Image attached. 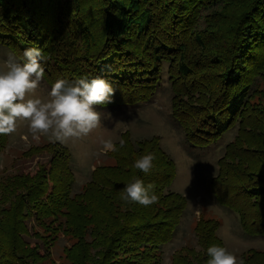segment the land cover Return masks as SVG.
<instances>
[{
  "label": "trees",
  "instance_id": "trees-1",
  "mask_svg": "<svg viewBox=\"0 0 264 264\" xmlns=\"http://www.w3.org/2000/svg\"><path fill=\"white\" fill-rule=\"evenodd\" d=\"M228 1L163 0L153 6V2L145 5V0H120L105 24L104 38L95 40L93 48L91 43L87 47L82 44L80 48L85 51L80 52L81 43L75 45L80 36L78 30L84 34V17L76 14L77 20L74 18L72 24L64 18L80 0H0V44L6 45L20 60L25 49L39 48L45 70L43 80L50 86L58 78L70 82L80 78L106 79L115 89L116 97L102 107L133 106L149 100L166 65V81L174 93L170 116L182 132L188 150L217 141L237 123V138L225 144L208 187L220 206L237 214L244 235L264 236V164L254 162L264 158V148L253 146L246 138L238 141L241 135L249 137L259 133L264 137V116L258 111L255 114L257 106L252 105L251 110L249 102L253 92L251 83H256V76L264 81V0H250L241 14V27L236 33L231 31L225 45L224 35L218 31L204 39L198 32L190 33L198 19L197 12L200 14ZM43 2L47 5L46 15L59 13L55 14L54 25L48 28L52 34L34 22L38 3ZM79 6L80 3L78 10ZM188 34L205 50V59L211 62L208 67L223 69L222 87L208 78L206 82H199L201 88L190 82L181 90L185 76L192 71L183 55L190 48ZM206 84L213 95L215 88L219 91L213 104L199 105L205 97H198L184 105V109L175 108V104L182 103L177 99L180 94L191 97L196 92L207 94ZM250 111L256 119H251ZM121 140L125 142L123 147L118 142L111 153L115 163L94 169L82 189L73 194L70 191L74 178L66 148L57 150L48 165L33 177L17 172L4 179L0 187V264H44L48 259L45 243L41 246L25 238L29 233L23 219L29 215L42 228L54 231L62 226L63 233L75 239L71 264H107L108 248L119 243L116 249L126 239L127 248H139L127 264H151L152 255V264H156L152 251L172 237L186 206L185 197L169 188L175 165L157 137L132 140L126 136ZM51 147L43 145L38 150L47 151ZM147 153H153L156 159L151 172L145 175L134 169L133 164ZM244 154H257V157L249 164ZM251 167L258 170L254 173L249 170ZM133 176L142 179L145 185H154L159 197L157 203L144 207L120 199L123 187ZM90 194L100 200V207ZM117 206H123L124 212L119 213ZM218 226L217 220L199 217L193 228L199 251L184 247L172 264H206L208 247H224L216 234ZM33 236L46 241L38 232L34 231ZM96 247L105 250L93 251ZM239 258L245 264H264V250L250 248Z\"/></svg>",
  "mask_w": 264,
  "mask_h": 264
},
{
  "label": "rangeland",
  "instance_id": "rangeland-1",
  "mask_svg": "<svg viewBox=\"0 0 264 264\" xmlns=\"http://www.w3.org/2000/svg\"><path fill=\"white\" fill-rule=\"evenodd\" d=\"M128 1L124 0V2ZM160 1L163 0H151V2L150 0H145L146 3H144L146 5L152 4L153 2V6H156L155 4ZM119 2L120 0H80L78 2V4L80 3V10H78V4L76 3V5H73L72 11L70 13L67 12L68 17L64 18L70 24L73 23L74 18L77 20L76 14L81 13L84 17L85 22L82 30L84 34L82 33L81 35L77 29L78 35L80 36L75 45L77 46L81 43L78 46L80 52L85 51L80 48L82 44L85 43L87 47V43H91V48H93V42L95 40L104 38L103 29L105 28V24L110 20L114 13V7L118 6ZM249 2L250 0H229L221 6L213 7L200 14L197 12L195 16L197 15L198 19L196 20V24L192 26L190 33L198 32L201 39H204L220 32L224 35V45L225 43L227 44L229 42L227 38H231V31L233 34V32L236 33L239 30L242 18L241 14L248 8L250 5ZM144 3L142 8H144ZM37 8V15L34 19L35 24H41L43 29L46 30V33L52 34L48 28L54 25L55 14L59 13L54 11V14L46 15V2L38 3ZM162 8L163 5L159 7L160 10ZM76 26L80 27L79 22H76ZM187 40L190 48H186L183 55L192 71L189 75L185 76L184 82L182 84L180 83L181 90L189 86L191 84L190 82H193L198 88H201L202 85L199 82H202V80L206 82L208 78L211 83L222 87L223 69H212L208 67L211 62L205 59V50L191 38V34L187 35ZM208 48L209 46H207L206 50ZM10 55L15 56L20 61L12 50L6 45L0 44V66H3L4 61ZM165 69H167L166 65L162 67V77L154 95L149 100L133 106H96L97 111L101 113V126L87 137L74 143L52 141L44 136H41L39 140H34L24 125H21L17 129V132L12 135H0V187L4 179L9 177L10 174L19 172L33 177L32 175L35 172L40 171L41 168L48 165L51 159L54 158L53 155L57 153V150L66 148L70 155V169L74 178V186L70 191L73 194L82 189L94 169L107 165L111 166L115 163L111 155L112 150L105 149L101 141L111 140L115 145L126 136L132 140L153 136L159 139L161 148L171 157L175 165V176L169 186L170 190L183 195L186 201L184 212L176 225L172 237L165 243L159 244L152 251L153 253L155 252L154 259L156 264H172L173 258L184 247H192L195 251H199L197 238L193 230L195 222L199 217L210 218L219 222L216 234L222 240L224 247L233 251L238 257L250 248L264 250V236L248 237L244 235L240 228L237 214L220 206L212 197L208 187L210 178L216 173L217 160L224 154L225 144L237 138V123L218 137L217 141L204 147L188 150L184 145L185 141L182 132L175 127L170 116L173 109L172 98L174 93L169 89ZM174 72L177 73L176 67H174ZM256 77H258L256 83H251L253 84V92L250 95L249 102L251 103V110H253L252 105L257 106L256 110H254L256 111L255 114L258 111L262 117L264 116V112H261L264 111V94H262V91H264V81L259 76ZM249 81L250 78L245 82L248 83ZM206 85L209 89L207 91L210 94L208 92L207 94L196 92V94L192 95L194 97H191L190 94H187L188 96H182L180 94L177 99L182 103L175 104V108L177 110H180V107L184 109V105L192 103L195 101L193 98L198 97L199 99L200 97H205L203 101H200L199 105L213 104L219 91L215 88L214 91L216 94L213 95L210 86L208 84ZM50 87L45 80H42L39 94L46 95ZM114 97H116V94ZM198 108L202 107L199 106ZM250 113H252V120L257 118L252 111ZM243 138H246L253 146L259 149L264 148V137L259 133L249 137L241 135L238 141ZM43 145H53V147L47 151L38 150V147ZM244 156L249 159L250 164L251 159L256 158L257 154H244ZM254 162L256 165H258L257 163L264 164V158L260 161L255 160ZM249 170L255 173L258 167H254V169L251 167ZM234 190H236V187L233 188V193H235ZM221 192L219 191L218 194H221ZM90 198L94 202H99L100 207V200L94 194H90ZM117 207L119 213L124 212L125 208L123 206ZM23 224L28 229L29 236L25 237L27 240L35 241L41 246H43L42 242L46 244L45 248L48 250L49 257L44 261V264H71L70 260L72 258L75 239L64 234L61 230L62 226L56 228L54 231L46 230L37 224L33 215L24 218ZM53 226H55V223ZM34 231L38 232L43 238L45 237L46 241H42L33 236ZM128 242L126 239L121 242L118 248L115 249V245L119 243L112 245L113 248H111L112 246L108 248L106 252L109 251L111 253L109 254L108 252L106 258V261H108L107 264H127L133 259L134 254H136L135 251L138 252L139 248H127L126 244ZM97 249L105 250L104 247H96L93 251ZM152 257L150 259L151 264L153 263Z\"/></svg>",
  "mask_w": 264,
  "mask_h": 264
},
{
  "label": "clouds",
  "instance_id": "clouds-1",
  "mask_svg": "<svg viewBox=\"0 0 264 264\" xmlns=\"http://www.w3.org/2000/svg\"><path fill=\"white\" fill-rule=\"evenodd\" d=\"M39 48H27L21 60L9 56L0 66V135H12L24 125L34 140L41 136L61 143L76 142L101 126L96 106L113 102L115 89L104 78H80L73 82L56 79L46 92L39 89L45 70ZM105 149L115 150L111 140L101 141ZM124 141H120L123 147ZM156 159L153 153L137 158L134 169L148 175ZM120 199L148 207L158 202L154 185H145L135 176L123 187ZM206 264H245L233 251L213 245L207 248Z\"/></svg>",
  "mask_w": 264,
  "mask_h": 264
}]
</instances>
